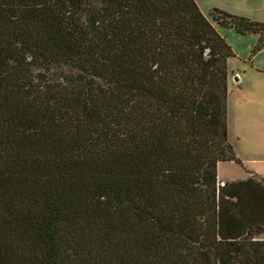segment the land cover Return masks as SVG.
I'll return each mask as SVG.
<instances>
[{
	"label": "trees",
	"instance_id": "trees-1",
	"mask_svg": "<svg viewBox=\"0 0 264 264\" xmlns=\"http://www.w3.org/2000/svg\"><path fill=\"white\" fill-rule=\"evenodd\" d=\"M195 0H0V264H264V181L218 182L228 65Z\"/></svg>",
	"mask_w": 264,
	"mask_h": 264
},
{
	"label": "rangeland",
	"instance_id": "rangeland-1",
	"mask_svg": "<svg viewBox=\"0 0 264 264\" xmlns=\"http://www.w3.org/2000/svg\"><path fill=\"white\" fill-rule=\"evenodd\" d=\"M200 11L218 9L264 24V0H195ZM230 45L234 57L227 62V137L240 163L221 164L220 179L239 173L264 178V35L240 34L217 27Z\"/></svg>",
	"mask_w": 264,
	"mask_h": 264
},
{
	"label": "crops",
	"instance_id": "crops-1",
	"mask_svg": "<svg viewBox=\"0 0 264 264\" xmlns=\"http://www.w3.org/2000/svg\"><path fill=\"white\" fill-rule=\"evenodd\" d=\"M233 161H224V162H219L218 165H217V180L218 182L222 183V182H227V181H235V180H241V179H245L247 177H257V178H260L264 181V178L262 177V175H258L256 171H254V173H242V174H238L236 175V177H230V178H226V179H220L219 178V174H218V170H219V167L221 164H232ZM262 238L264 239V234L262 235Z\"/></svg>",
	"mask_w": 264,
	"mask_h": 264
}]
</instances>
